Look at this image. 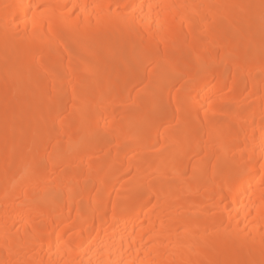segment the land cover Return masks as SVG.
Here are the masks:
<instances>
[{"label":"bare ground","instance_id":"6f19581e","mask_svg":"<svg viewBox=\"0 0 264 264\" xmlns=\"http://www.w3.org/2000/svg\"><path fill=\"white\" fill-rule=\"evenodd\" d=\"M0 79V264H264V0H0Z\"/></svg>","mask_w":264,"mask_h":264},{"label":"rangeland","instance_id":"374dc122","mask_svg":"<svg viewBox=\"0 0 264 264\" xmlns=\"http://www.w3.org/2000/svg\"><path fill=\"white\" fill-rule=\"evenodd\" d=\"M240 54V53H239ZM242 54H244L243 53V51H242ZM238 60L240 61V60H243L242 59V57H240V58H238ZM61 71H63V69H61ZM90 78V77H89ZM8 80L9 79H0V89L1 88H4L5 86H7L8 85ZM25 82H24V79H22V81H21V85H23ZM220 83V82H219ZM222 83H224V82H221L220 84L223 86V84ZM25 85V84H24ZM20 86V85H19ZM172 86V88H175V85H171ZM96 88H97V90L99 89V91H100V89H102V87H103V83H101V82H98V83H96V86H95ZM94 87V88H95ZM93 88V89H94ZM222 89V88H221ZM225 89V88H224ZM29 90V89H28ZM27 91V89L26 88H22V92H26ZM226 90H220V92H219V90L216 92V94H218V92L221 94H223V92H225ZM84 92L85 91H80V94L82 95V96H84ZM46 98H48V97H46ZM6 107H7V105L6 104H2L1 106H0V115H2L3 113H5V111H6ZM23 110H27V109H23ZM28 111V110H27ZM30 111V110H29ZM25 112V111H24ZM31 112H33V110H31ZM20 113H21V111H20ZM19 113V114H20ZM63 115H65V113L64 114H60V119H62L64 116ZM61 116H63L62 118H61ZM210 117H212V116H210ZM209 117V118H210ZM201 124V123H200ZM20 128H21V126H19ZM35 129V128H34ZM33 128H30V130H28L27 132H25L23 135L21 134V136L19 135V140H22L21 141V143H23V145H24V143L26 142H28V141H31L32 139H36V138H34V136H36V135H38L37 133H38V131H36L35 132V130H34ZM36 130H38V129H36ZM33 131V132H32ZM35 133H36V135H35ZM21 138V139H20ZM24 140V141H23ZM8 142V143H7ZM38 143V144H36V143ZM34 143L37 145L36 146V150H34V152L35 151H37L38 150V148L40 147V143H39V141H34ZM34 144V145H35ZM20 146H22V144H20ZM32 149H34V147L32 148ZM11 150V146H10V142L9 141H3L2 143H0V153L1 154H5V155H7V154H9V151ZM48 151L45 153L46 155L45 156H47L48 155ZM190 163H188V165L187 166H190L189 165ZM184 178H185V176H184ZM194 184H196V183H194Z\"/></svg>","mask_w":264,"mask_h":264}]
</instances>
